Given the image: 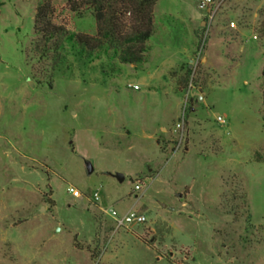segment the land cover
<instances>
[{"label": "rangeland", "instance_id": "1", "mask_svg": "<svg viewBox=\"0 0 264 264\" xmlns=\"http://www.w3.org/2000/svg\"><path fill=\"white\" fill-rule=\"evenodd\" d=\"M0 1V264H264V0H223L198 38V0H156L155 52L169 44L189 65L151 90L143 77L165 55L138 70L69 57L56 74L36 49L45 0ZM49 4L54 25L97 37L87 6ZM124 23L130 33L133 16ZM239 30L241 57L209 48ZM109 210L146 222L117 229Z\"/></svg>", "mask_w": 264, "mask_h": 264}, {"label": "trees", "instance_id": "2", "mask_svg": "<svg viewBox=\"0 0 264 264\" xmlns=\"http://www.w3.org/2000/svg\"><path fill=\"white\" fill-rule=\"evenodd\" d=\"M68 3L79 15L81 8L88 7L97 23V37L70 33L54 25L49 17V0H45L35 15L36 49L42 60L53 61L51 69L56 74L71 68L69 57L85 66H90L103 55L111 62L114 59L123 65L140 66L144 63L149 52L147 43L155 31L153 10L156 0H68ZM2 5L0 1V9ZM126 13L134 18L130 33L124 32L127 28L124 23ZM261 78L264 107V66Z\"/></svg>", "mask_w": 264, "mask_h": 264}, {"label": "crops", "instance_id": "3", "mask_svg": "<svg viewBox=\"0 0 264 264\" xmlns=\"http://www.w3.org/2000/svg\"><path fill=\"white\" fill-rule=\"evenodd\" d=\"M198 1H197V4H198ZM192 21H194V23L199 26L197 28L199 30L196 29L193 32V34L195 33L194 36H196L198 38V35L201 32L200 28L201 29L207 28V20L205 19V17H201L200 19H193ZM233 32H234V34L231 35V37H232L230 40L231 42L225 43L222 40H220L219 38L214 39L213 41H211L209 48L211 49V48H214L215 46L218 45V47H221L223 49H225V48L228 49L230 47L235 46L236 48L234 50H235L236 54H238L241 57L240 54L241 53L243 54L246 51V48L244 46V33L241 30L233 31ZM151 39L147 43V45L149 47V52L146 54V59H145L144 63L140 66L130 65L133 70H138V68H140V67L143 69H146L149 66L150 62L155 61L157 58H162L165 55L164 52L165 51L167 52L169 50L168 49L169 44H163V47H161V49H157L158 52H155L156 47H154L151 44ZM253 40H255L254 36H253ZM196 46H197V40H195L193 48H192L191 52H189V54L190 53L193 54L195 52ZM184 51H187V50H184ZM254 52L256 55H257V53L261 54L262 47L260 46V44H258L256 46ZM174 59H175V57L173 55H170V54L165 55L164 60L162 61L160 66L156 67L155 70H153L151 72L149 71L148 73H146V76L143 77V82L145 83V85L147 87L150 88V90L153 89L150 83H152L154 81H162V84H165L167 81H170L172 85L176 84L177 77L179 76V75L178 76L176 75V70L183 67V66H188L189 64L186 62H183L182 65H180V63H181L180 60L178 62H175L177 59H175V60ZM188 59L190 61H192V56L189 55ZM210 60H211V55L209 54V56L204 57L203 62L205 64H208V63H210ZM138 91H140V89ZM194 95L195 94L193 93L192 96H194ZM198 97H199V101H205L204 97H202L201 95H198ZM186 151L188 152L189 149L186 148Z\"/></svg>", "mask_w": 264, "mask_h": 264}, {"label": "built area", "instance_id": "4", "mask_svg": "<svg viewBox=\"0 0 264 264\" xmlns=\"http://www.w3.org/2000/svg\"><path fill=\"white\" fill-rule=\"evenodd\" d=\"M223 0L218 2V0H199L197 7L199 11L204 12L206 15L207 20V28L209 29L212 25V22L214 20L215 15L217 14L218 10L220 9L221 5L223 4ZM231 26H234L233 23H231ZM202 54L197 57L195 65L198 64ZM134 90H139L140 87L138 85H135L133 87ZM217 122L221 125H224L226 122L222 117L217 118ZM177 128H181V125L179 124ZM146 186V183L142 180H137L135 183V191L136 192H142L144 190V187ZM69 192L75 197L80 198L81 194L79 191H77L74 188H70ZM93 198L96 202H99L100 200V194L99 192H95L93 195ZM109 216H111L115 222L117 223V229L123 228L125 226H131V225H143L146 222V218L133 211H129L121 216L116 210H109L106 211Z\"/></svg>", "mask_w": 264, "mask_h": 264}, {"label": "water", "instance_id": "5", "mask_svg": "<svg viewBox=\"0 0 264 264\" xmlns=\"http://www.w3.org/2000/svg\"><path fill=\"white\" fill-rule=\"evenodd\" d=\"M32 84H33V83H32ZM87 172H88L89 175L93 172V168H92V166H91L90 164H87ZM115 178H117L118 181H120V182H123V181H124V176L121 175V174H116V175H115ZM161 207H162L163 209H167V208H168V206L165 205V204H161ZM169 210H170V211H174V208H170Z\"/></svg>", "mask_w": 264, "mask_h": 264}]
</instances>
